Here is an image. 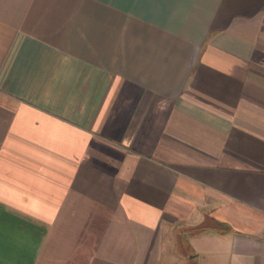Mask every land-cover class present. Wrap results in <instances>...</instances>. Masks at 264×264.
Returning <instances> with one entry per match:
<instances>
[{"label":"crops","instance_id":"1","mask_svg":"<svg viewBox=\"0 0 264 264\" xmlns=\"http://www.w3.org/2000/svg\"><path fill=\"white\" fill-rule=\"evenodd\" d=\"M264 264V0H0V264Z\"/></svg>","mask_w":264,"mask_h":264},{"label":"rangeland","instance_id":"2","mask_svg":"<svg viewBox=\"0 0 264 264\" xmlns=\"http://www.w3.org/2000/svg\"><path fill=\"white\" fill-rule=\"evenodd\" d=\"M171 264H184L180 258H177L175 261H173Z\"/></svg>","mask_w":264,"mask_h":264}]
</instances>
